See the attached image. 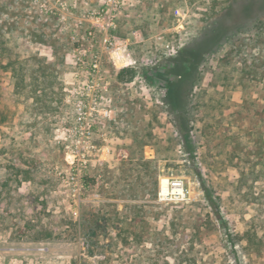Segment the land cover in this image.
<instances>
[{"label": "rangeland", "instance_id": "rangeland-1", "mask_svg": "<svg viewBox=\"0 0 264 264\" xmlns=\"http://www.w3.org/2000/svg\"><path fill=\"white\" fill-rule=\"evenodd\" d=\"M245 1L0 0V264H264V30L167 85Z\"/></svg>", "mask_w": 264, "mask_h": 264}, {"label": "trees", "instance_id": "trees-1", "mask_svg": "<svg viewBox=\"0 0 264 264\" xmlns=\"http://www.w3.org/2000/svg\"><path fill=\"white\" fill-rule=\"evenodd\" d=\"M259 11H264V0H246L243 5L234 9V5L226 8L216 20L211 29L200 39H196V43L185 48L171 62L170 75H174V79L168 80L167 85H175L181 81L196 82L198 78V68L202 63L205 54H207L212 46L219 41L224 34L236 27H255L264 30V19L256 15ZM238 16L240 21L232 23V19ZM233 17V18H232ZM132 70V69H130ZM128 70L122 71V74ZM135 72V71H134ZM189 137V136H188ZM188 137L184 136V144H191ZM248 231L245 239L251 244L253 237ZM240 239V238H239Z\"/></svg>", "mask_w": 264, "mask_h": 264}, {"label": "built area", "instance_id": "built-area-1", "mask_svg": "<svg viewBox=\"0 0 264 264\" xmlns=\"http://www.w3.org/2000/svg\"><path fill=\"white\" fill-rule=\"evenodd\" d=\"M115 4H117L115 2ZM90 18L93 19L95 26L100 29L109 31L114 26L115 15L112 11H108V7H103L100 12L90 14ZM189 189L187 188L184 181L180 179H169L167 183V192H160V197L162 200H177L185 201L188 197Z\"/></svg>", "mask_w": 264, "mask_h": 264}, {"label": "bare ground", "instance_id": "bare-ground-1", "mask_svg": "<svg viewBox=\"0 0 264 264\" xmlns=\"http://www.w3.org/2000/svg\"><path fill=\"white\" fill-rule=\"evenodd\" d=\"M163 192V191H162ZM164 193V192H163Z\"/></svg>", "mask_w": 264, "mask_h": 264}]
</instances>
